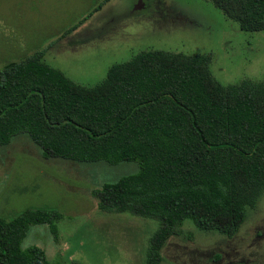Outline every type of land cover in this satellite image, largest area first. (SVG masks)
Returning <instances> with one entry per match:
<instances>
[{
    "label": "trees",
    "instance_id": "1",
    "mask_svg": "<svg viewBox=\"0 0 264 264\" xmlns=\"http://www.w3.org/2000/svg\"><path fill=\"white\" fill-rule=\"evenodd\" d=\"M210 1L240 30L264 29V0ZM209 61L145 50L113 64L93 87L74 83L39 52L9 61L0 70V146L25 133L45 158L137 162L136 173L91 195L101 211L159 222L146 264H160L161 248L186 219L233 236L264 191V80L222 84ZM60 217L46 207L0 215V262L49 264L41 247L21 242L31 225L55 233Z\"/></svg>",
    "mask_w": 264,
    "mask_h": 264
},
{
    "label": "rangeland",
    "instance_id": "2",
    "mask_svg": "<svg viewBox=\"0 0 264 264\" xmlns=\"http://www.w3.org/2000/svg\"><path fill=\"white\" fill-rule=\"evenodd\" d=\"M145 50L208 55L222 84L264 80V29L240 30L210 0H0V70L39 52L74 83L93 87L113 64ZM138 170L135 161L45 158L20 133L0 146V215L58 211L55 233L48 224L31 225L21 242L41 247L49 264H146L159 222L101 211L91 195ZM160 254V264H264V191L233 236L186 219Z\"/></svg>",
    "mask_w": 264,
    "mask_h": 264
},
{
    "label": "water",
    "instance_id": "3",
    "mask_svg": "<svg viewBox=\"0 0 264 264\" xmlns=\"http://www.w3.org/2000/svg\"><path fill=\"white\" fill-rule=\"evenodd\" d=\"M0 264H5V263H3V262H0Z\"/></svg>",
    "mask_w": 264,
    "mask_h": 264
}]
</instances>
